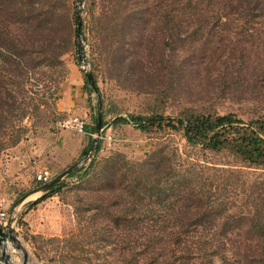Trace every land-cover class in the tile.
Here are the masks:
<instances>
[{
	"label": "rangeland",
	"instance_id": "374dc122",
	"mask_svg": "<svg viewBox=\"0 0 264 264\" xmlns=\"http://www.w3.org/2000/svg\"><path fill=\"white\" fill-rule=\"evenodd\" d=\"M80 3L78 43L83 58L78 59L76 49H69L70 32L63 26L72 16L71 28L76 30ZM52 8L62 21L59 33L55 38L53 34L33 37L34 23L24 21L21 12L38 9L47 13ZM3 36L19 40L27 53L21 68L0 56V214L4 215L0 226L9 221L15 224L22 251L10 247L13 264H22L25 255L27 264H128L131 250L120 251L117 244L127 247L139 234L113 229L110 216L95 206L113 202L112 189L122 191L118 183L104 187L109 175L160 178V150L172 168H182L179 172L187 175L194 187L207 181L211 193L228 192L229 201L242 209L246 221L247 217L264 216V167L250 166L228 150L189 146L179 132L170 129L154 126L141 132L131 123L113 124L116 117L174 119L184 109L232 113L243 123L264 116V75L251 78L242 71L237 80L244 79V83L222 93L217 86L221 75L226 72L228 77L236 67L244 66L228 69V64L225 68L220 62L203 71L198 67L197 60L209 55L210 46L203 45L204 38L212 35H179L180 39L187 37V42L168 55L177 63L184 62V73L170 82L160 76V0H0V41ZM232 37L219 32L211 41L221 42L218 48L223 50ZM75 38L77 41V33ZM51 39L58 47L55 50L44 47ZM3 51L0 44V53ZM59 51L63 52L56 56ZM52 55L55 61L51 63ZM251 59L263 62L261 55ZM84 71L93 74L98 93L85 84ZM76 92L86 101L91 127L99 103L102 139L93 156L86 153L68 163L71 153L63 143L74 142L76 133L61 124L77 117L58 108L64 93ZM71 166L76 173L86 168V175L64 177L61 187L35 206L29 204L46 194L35 193L20 201L40 186L38 173L47 172L52 180ZM244 238L256 240L249 233Z\"/></svg>",
	"mask_w": 264,
	"mask_h": 264
},
{
	"label": "trees",
	"instance_id": "16d2710c",
	"mask_svg": "<svg viewBox=\"0 0 264 264\" xmlns=\"http://www.w3.org/2000/svg\"><path fill=\"white\" fill-rule=\"evenodd\" d=\"M21 13L29 25L34 23L32 36L35 38L51 34L55 38L60 31L62 21L53 8L47 13L38 9ZM128 17L126 15L124 21ZM71 19L67 18L63 27L70 32L69 49H76L77 58L81 59L83 49L76 41ZM219 32L233 36L223 50L218 48L221 42L211 41ZM181 33L212 35L211 38H204L203 42L204 46H210L209 55L203 54L197 60L202 71L209 64L220 62L225 68L228 64V69L237 64L244 66L236 67L228 77L226 72L224 76L219 74L221 78L217 86L222 88V93L244 83V79L237 80L242 71L251 78L256 74L264 75V0H160V76L168 78L167 82L178 79L184 73V62L177 63L168 55L171 49L187 42V37L179 38ZM49 42L50 45L46 41L44 47L50 50L58 48L54 39ZM7 43L14 46L8 47ZM0 44L4 50L0 56L7 61L13 60L17 68L23 67L27 53L23 52L20 41L3 36ZM213 49L220 53L211 52ZM62 52H57L56 56ZM258 55L262 56V63L251 59ZM215 57L219 60H214ZM53 61L52 55L51 63ZM171 86L172 83L168 85ZM237 89L234 88V91ZM128 123L141 132H149L154 126L160 130L170 129L179 132L189 146L217 152L228 150L250 166L264 167V116L243 123L232 113L219 115L184 109L174 119L151 115L130 116L129 119L116 117L113 120L114 125ZM92 131L94 134L95 126ZM91 141L92 138L82 157L88 152ZM99 149L100 143L96 153ZM181 169L172 168L169 159L160 150V178H155L156 175L105 177V188H112L118 183L123 192L112 189L114 201L96 205L95 208L110 216L108 221L112 222L113 229L139 234L133 242L128 241L127 247L119 242L117 244L120 251L131 250L128 264H264V216L258 214L255 220L254 216L247 217L246 221L242 209L229 201L228 192L222 189L224 192L211 193L207 181L200 188L194 187L193 181L179 172ZM84 175L86 168L77 173L72 170L67 176H78L80 179ZM61 185L59 183L46 196L29 205L42 202ZM248 233L253 234L256 240L245 239L244 234L246 237ZM118 261L121 262V259Z\"/></svg>",
	"mask_w": 264,
	"mask_h": 264
},
{
	"label": "water",
	"instance_id": "95a60500",
	"mask_svg": "<svg viewBox=\"0 0 264 264\" xmlns=\"http://www.w3.org/2000/svg\"><path fill=\"white\" fill-rule=\"evenodd\" d=\"M81 7L82 3H80V8L77 10L76 15V33H77V41L79 42L81 40ZM84 77L86 79L87 85L93 93H97L96 85L92 76L91 72L84 71ZM102 132V117H101V110L99 107V103L97 104V113H96V122H95V137L91 141V145L88 149L87 156H93L95 151L97 150V146L99 144V140L101 137ZM74 169V166L69 167L65 171H63L61 174L50 180L48 183L40 185L37 189L32 191L31 193L24 196L20 201H23L26 197L29 195L35 194V193H41L46 194L51 189H53L57 184H59L64 177H66L69 172H71ZM10 247L14 248L17 251H22L21 244L17 238L16 235V227L13 221H9L5 226H0V264H13L10 260V254L8 251L10 250ZM22 264H27V257L24 256V260Z\"/></svg>",
	"mask_w": 264,
	"mask_h": 264
},
{
	"label": "crops",
	"instance_id": "0c3cea01",
	"mask_svg": "<svg viewBox=\"0 0 264 264\" xmlns=\"http://www.w3.org/2000/svg\"><path fill=\"white\" fill-rule=\"evenodd\" d=\"M58 109L59 111L67 112L70 116L84 120V130L82 133H76L74 142L71 143L70 140V142L64 141L63 143L67 151L71 153L68 163H73V161L82 157L83 152L89 145L91 137L94 135L92 133L93 127H91V124L87 121L88 109L86 108V101L81 92H76L74 95H70L69 93L65 95L64 93L63 97L60 99V107ZM64 136H66V134H64ZM68 139H70V137H68Z\"/></svg>",
	"mask_w": 264,
	"mask_h": 264
},
{
	"label": "built area",
	"instance_id": "2783aa9c",
	"mask_svg": "<svg viewBox=\"0 0 264 264\" xmlns=\"http://www.w3.org/2000/svg\"><path fill=\"white\" fill-rule=\"evenodd\" d=\"M61 128L75 133H82L84 130V122L78 118H69L61 124ZM100 139H102V137H100ZM36 181L40 185H43L50 181V177L47 172H41L36 175ZM0 216L1 219L4 218L3 214H0Z\"/></svg>",
	"mask_w": 264,
	"mask_h": 264
}]
</instances>
